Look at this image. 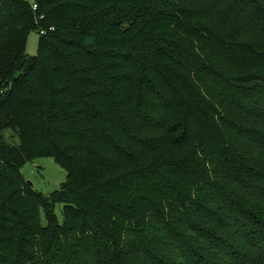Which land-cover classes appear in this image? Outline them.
I'll return each mask as SVG.
<instances>
[{"label":"trees","instance_id":"trees-1","mask_svg":"<svg viewBox=\"0 0 264 264\" xmlns=\"http://www.w3.org/2000/svg\"><path fill=\"white\" fill-rule=\"evenodd\" d=\"M34 1L0 0V264H264V0Z\"/></svg>","mask_w":264,"mask_h":264},{"label":"rangeland","instance_id":"rangeland-1","mask_svg":"<svg viewBox=\"0 0 264 264\" xmlns=\"http://www.w3.org/2000/svg\"><path fill=\"white\" fill-rule=\"evenodd\" d=\"M24 1L35 4L34 0ZM210 3L212 4L208 5L209 8L215 7L217 9L224 6L218 0H211ZM208 6L206 7L207 9H209ZM4 28L2 29L0 38V71H2L7 61L11 58L13 49L18 43V38L24 31V24H22L21 19L11 17ZM39 41L40 35L38 32H32L27 42V54L30 57L38 56ZM3 57H6L7 61L5 63L2 61ZM4 136L9 144H19V138L14 130L6 131ZM20 171L27 182L33 186L34 190L43 195H50L60 190L68 178L67 171L53 158L37 159L35 162L23 166ZM62 209V206H58L56 209V214L60 220L63 218Z\"/></svg>","mask_w":264,"mask_h":264},{"label":"built area","instance_id":"built-area-1","mask_svg":"<svg viewBox=\"0 0 264 264\" xmlns=\"http://www.w3.org/2000/svg\"><path fill=\"white\" fill-rule=\"evenodd\" d=\"M38 10V6L36 4H34L32 6V11L33 12H37ZM51 31H54V29L52 28ZM49 31L48 30H45V29H40L39 33L43 36V35H46ZM1 95L2 93H0V99H1Z\"/></svg>","mask_w":264,"mask_h":264}]
</instances>
